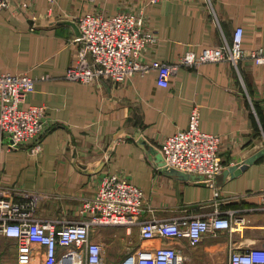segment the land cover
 <instances>
[{"label":"crops","instance_id":"0c3cea01","mask_svg":"<svg viewBox=\"0 0 264 264\" xmlns=\"http://www.w3.org/2000/svg\"><path fill=\"white\" fill-rule=\"evenodd\" d=\"M140 10L157 37L143 60L175 62L187 50L198 53L230 41L236 26L243 28L245 50L264 47V0H56L53 5L9 0L0 9V73L36 78L24 106H46L47 125L38 154L29 151L30 143L0 148V183L36 193L41 218L85 216L83 203L106 174L143 189L141 218L234 209L245 220L242 232L205 234L196 246L185 237L141 241L137 225L95 227L91 233L105 264H120L133 250L156 246L178 248L183 264H228L231 247L264 243V202L257 193L264 188V64L242 58L237 66L226 60L180 65L166 87L157 85L155 70L117 84L64 78L79 43L74 28L61 20L77 23L87 12ZM194 106L201 129L221 136L224 168L215 188L158 167L160 144L186 127ZM142 140L151 148H142ZM16 263L15 240L0 236V264Z\"/></svg>","mask_w":264,"mask_h":264},{"label":"built area","instance_id":"2783aa9c","mask_svg":"<svg viewBox=\"0 0 264 264\" xmlns=\"http://www.w3.org/2000/svg\"><path fill=\"white\" fill-rule=\"evenodd\" d=\"M47 2L53 5L56 0ZM8 6L9 0H0V9ZM76 22L81 32L75 38L79 45L74 61L64 73V78L71 82L92 84L106 80L117 84L155 70L157 85L166 87L180 65L226 60L236 66L242 58L264 64V47L243 48L241 26L234 28L230 41L224 39L218 45L205 46L198 53L187 50L177 61L165 62L141 59L144 49L157 39L141 10L87 12L79 15ZM35 80L26 72L0 73V148L30 143L31 153L41 152L47 125L46 106H24ZM199 120L198 106H194L186 127L166 136L160 144L158 167L200 176L201 181L215 188L216 176L224 168L218 151L221 136L202 130ZM257 193L264 202V188ZM218 195L215 189L214 197ZM36 197V193L5 188L0 183V236L15 240L16 264H105L101 244L91 237L95 227L121 226L130 230L137 225L141 241L185 237L191 246H196L205 234L242 232L245 225L244 218L234 209L226 214L215 209L211 213L141 218L143 189L116 174L102 176L94 196L83 203L82 218L38 217ZM120 264H183V256L172 246L140 247L127 254ZM228 264H264V243L231 247Z\"/></svg>","mask_w":264,"mask_h":264},{"label":"water","instance_id":"95a60500","mask_svg":"<svg viewBox=\"0 0 264 264\" xmlns=\"http://www.w3.org/2000/svg\"><path fill=\"white\" fill-rule=\"evenodd\" d=\"M60 23H66V24L71 25V26L74 28V31H75L76 36L79 37V36L81 35L80 29H79V26L77 25V23H75V22H73V21H71V20H61ZM140 146H141L142 148H145V147L147 146L146 141L142 140V141L140 142ZM147 147L151 148V146H149V145H148ZM250 161H251V160H247L246 162H244L243 164H241V165L239 166V170L244 169V168L248 165V163H249ZM165 170H166L167 172H169L170 174L175 175V176H177L178 178H180V179H182V180H189V179H192V180H198V181H201V180H200V178H201L200 176L190 175V174H188V173H186V172H183V171H180V170H176V169H165ZM228 171H229V170H224V174H227ZM202 183H204V182L202 181Z\"/></svg>","mask_w":264,"mask_h":264},{"label":"rangeland","instance_id":"374dc122","mask_svg":"<svg viewBox=\"0 0 264 264\" xmlns=\"http://www.w3.org/2000/svg\"><path fill=\"white\" fill-rule=\"evenodd\" d=\"M237 65H238V64H237ZM237 65H236V66H237Z\"/></svg>","mask_w":264,"mask_h":264}]
</instances>
